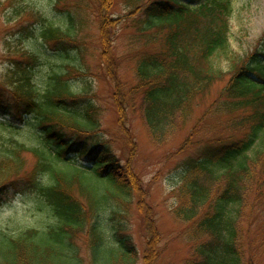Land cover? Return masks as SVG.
<instances>
[{
    "label": "trees",
    "instance_id": "obj_1",
    "mask_svg": "<svg viewBox=\"0 0 264 264\" xmlns=\"http://www.w3.org/2000/svg\"><path fill=\"white\" fill-rule=\"evenodd\" d=\"M114 2L97 0L102 58L111 76L116 72L108 35ZM127 3L128 15L146 17L144 41L164 49L136 58L138 85L129 92L141 96L155 140L166 124L190 121L195 103L229 77L216 105L235 115L229 126L234 140L222 145L212 141L206 144L204 157L185 162L177 190L180 206L174 213L191 225L194 258L186 264H244L239 223L248 197L264 190V47L249 52L245 59L231 55L230 70L224 72L214 59L230 48L231 0H206L195 9L180 0ZM69 20L73 25L74 19ZM40 36L58 43L71 38L69 30L53 25L42 29ZM52 80L47 90L40 91L27 70L19 67L11 68L1 85L10 100L26 110L22 117L35 116L27 129L37 136L38 144L31 146L22 139L25 134L0 120V199L26 178L29 189L40 196L41 210L53 215L55 222L46 230L26 229L13 236L0 232V264H87L77 242L82 234L90 264H137L132 238L123 226H108L103 215L105 209L135 201L137 188L123 174L129 167L100 143L75 150L76 142L66 131H93L98 126L97 109L92 104L75 109L81 98L71 82L65 75H54ZM115 100L124 113L120 99ZM0 114L9 117L10 108L4 107ZM202 125L203 119L179 152L193 145ZM71 153H80L91 167L70 165L67 154ZM28 156L36 161L29 173Z\"/></svg>",
    "mask_w": 264,
    "mask_h": 264
},
{
    "label": "rangeland",
    "instance_id": "obj_2",
    "mask_svg": "<svg viewBox=\"0 0 264 264\" xmlns=\"http://www.w3.org/2000/svg\"><path fill=\"white\" fill-rule=\"evenodd\" d=\"M180 1L195 9L206 0ZM231 1L230 48L214 59L215 66L224 72L230 70L231 55L245 59L249 52L264 47V0ZM127 2L115 0L110 10L109 49L116 71L111 76L102 58L104 48L97 0H0V110L9 107L11 112L9 117L0 114V120H6L25 134L23 138L19 136L29 140L31 146L38 144L37 136L27 129L36 121L35 116L22 117L20 114L26 110L10 100V94L1 85L11 68L27 70L40 91L50 87L54 75H65L72 90L81 98L75 109L84 104H92L97 109L98 126L93 131H66L76 142L75 150H82L85 145L96 147L99 143L109 148L124 166L129 167L123 174L138 191L131 205L105 209V222L110 227H124L138 252L137 264H186L194 258L190 244L191 225L175 216L180 206L177 190L187 160L204 157L206 144L212 141H220L222 145L234 140L229 126L235 115L216 105L229 77L195 103L190 121L164 125L156 133L155 140L144 115L141 96L129 95V92L138 85L136 58L164 49L158 43L144 41L142 28L146 17L142 13L128 15ZM70 17L74 19L73 25ZM48 25L69 30L71 38L63 43L46 42L40 32ZM116 97L125 108L124 113L119 112ZM202 119L203 125L193 145L179 152ZM67 158L70 165L91 167L80 153L67 154ZM26 159L29 173L36 161L31 156ZM29 187L30 182L24 178L17 181L15 187H9L0 199V232L13 236L26 229L46 230L55 222L53 215L48 216L41 210L40 196ZM245 204L239 223L243 232L239 240L243 263L264 264V190L251 194ZM85 239L82 234L77 242L82 258L90 264Z\"/></svg>",
    "mask_w": 264,
    "mask_h": 264
}]
</instances>
